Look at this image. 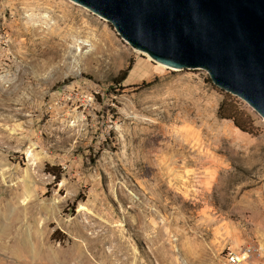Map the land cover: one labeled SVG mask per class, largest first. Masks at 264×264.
Returning a JSON list of instances; mask_svg holds the SVG:
<instances>
[{
  "label": "rangeland",
  "instance_id": "1",
  "mask_svg": "<svg viewBox=\"0 0 264 264\" xmlns=\"http://www.w3.org/2000/svg\"><path fill=\"white\" fill-rule=\"evenodd\" d=\"M52 1L0 0V264H264V118Z\"/></svg>",
  "mask_w": 264,
  "mask_h": 264
},
{
  "label": "water",
  "instance_id": "2",
  "mask_svg": "<svg viewBox=\"0 0 264 264\" xmlns=\"http://www.w3.org/2000/svg\"><path fill=\"white\" fill-rule=\"evenodd\" d=\"M170 68L204 69L264 118V0H71Z\"/></svg>",
  "mask_w": 264,
  "mask_h": 264
},
{
  "label": "trees",
  "instance_id": "3",
  "mask_svg": "<svg viewBox=\"0 0 264 264\" xmlns=\"http://www.w3.org/2000/svg\"><path fill=\"white\" fill-rule=\"evenodd\" d=\"M128 76V71L121 76L122 80L116 79L119 84H121ZM228 110L229 114H225V111ZM220 113L223 117L233 119L235 124L243 131L252 132L254 125H253V118L252 116L246 112L242 107L239 105L238 101L234 98H230L229 100H224L220 106ZM50 167H47L49 169ZM49 172L53 174L58 181L61 179L62 172L57 171L55 167L49 169Z\"/></svg>",
  "mask_w": 264,
  "mask_h": 264
},
{
  "label": "built area",
  "instance_id": "4",
  "mask_svg": "<svg viewBox=\"0 0 264 264\" xmlns=\"http://www.w3.org/2000/svg\"><path fill=\"white\" fill-rule=\"evenodd\" d=\"M262 255L261 247L247 245L242 251H229L226 256V264H249L253 259L262 257Z\"/></svg>",
  "mask_w": 264,
  "mask_h": 264
},
{
  "label": "bare ground",
  "instance_id": "5",
  "mask_svg": "<svg viewBox=\"0 0 264 264\" xmlns=\"http://www.w3.org/2000/svg\"><path fill=\"white\" fill-rule=\"evenodd\" d=\"M44 2H48L50 5L52 4V0H47V1H45L44 0ZM44 2H43V4H44ZM42 4V5H43ZM44 5H46V4H44ZM47 6V5H46ZM45 6V7H46ZM58 8H60V7H58ZM46 20H48V19H46ZM56 25H57V23H56ZM56 25H54L55 26V28L57 27ZM54 26H53V30H54ZM41 28H43V30H42V33H45V37H46V31H45V29H44V27L42 26ZM52 30V29H51ZM39 32V31H38ZM39 34V33H38ZM0 231L1 232H3V238H6V235H7V231H6V225H5V222H3V221H1L0 220ZM21 242H23V239H21ZM23 245V244H22ZM25 247V246H24ZM27 247V246H26ZM26 249V248H25Z\"/></svg>",
  "mask_w": 264,
  "mask_h": 264
}]
</instances>
